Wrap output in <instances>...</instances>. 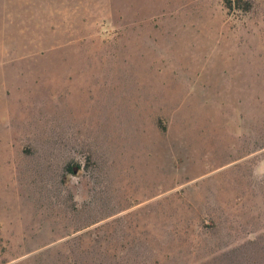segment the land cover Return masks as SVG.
Here are the masks:
<instances>
[{"label":"rangeland","instance_id":"obj_1","mask_svg":"<svg viewBox=\"0 0 264 264\" xmlns=\"http://www.w3.org/2000/svg\"><path fill=\"white\" fill-rule=\"evenodd\" d=\"M0 264H264V0H0Z\"/></svg>","mask_w":264,"mask_h":264},{"label":"trees","instance_id":"obj_2","mask_svg":"<svg viewBox=\"0 0 264 264\" xmlns=\"http://www.w3.org/2000/svg\"><path fill=\"white\" fill-rule=\"evenodd\" d=\"M247 5H248V6H246V8H249V7L251 6V2H248ZM236 7H241V6L237 4Z\"/></svg>","mask_w":264,"mask_h":264},{"label":"bare ground","instance_id":"obj_3","mask_svg":"<svg viewBox=\"0 0 264 264\" xmlns=\"http://www.w3.org/2000/svg\"><path fill=\"white\" fill-rule=\"evenodd\" d=\"M10 174V173H9Z\"/></svg>","mask_w":264,"mask_h":264}]
</instances>
